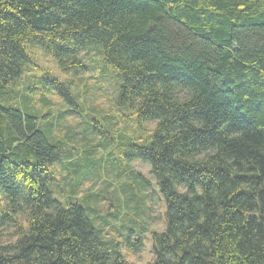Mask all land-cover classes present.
<instances>
[{
    "label": "trees",
    "instance_id": "obj_1",
    "mask_svg": "<svg viewBox=\"0 0 264 264\" xmlns=\"http://www.w3.org/2000/svg\"><path fill=\"white\" fill-rule=\"evenodd\" d=\"M30 47L64 73L99 70L113 87L124 116L108 125L131 121L118 130L132 137L87 126L83 141L116 137L129 163L149 166L95 196L98 207L159 190L166 224L147 264H264V0H0V264H133L101 210L79 197L68 172L79 154L53 120L40 126L11 103ZM90 52L99 58H82ZM44 75L52 81L37 90L84 112L73 82Z\"/></svg>",
    "mask_w": 264,
    "mask_h": 264
},
{
    "label": "rangeland",
    "instance_id": "obj_2",
    "mask_svg": "<svg viewBox=\"0 0 264 264\" xmlns=\"http://www.w3.org/2000/svg\"><path fill=\"white\" fill-rule=\"evenodd\" d=\"M29 52L32 61L30 70L22 76L16 88L12 89L14 96L11 97V103L19 104V108L23 112L37 117L40 126H46L50 120H53L55 136L67 141L68 148L75 149V153L79 154V160L73 165L74 168L68 171L72 174L75 172L78 178H76L77 183L82 184L79 197L89 196L91 198L95 208L101 210L104 215L103 218H106L104 224H109L116 229H123L125 231L122 239L118 237L113 227L104 231L109 237L115 239V243L120 246L119 248L124 257L133 264L135 262L137 264H147V260L152 256V234L163 232L166 224L165 208L159 190L156 187H152L153 193L147 201L143 199V195L137 194L134 200H129L127 196H121L119 201L116 198L112 202L103 201L99 203L98 207L95 202L96 193H99L101 196L104 195V189H106L105 183L111 184L108 187V192H110L113 188L119 187V182L125 181V177L121 176L122 174L126 172L129 174L134 171L149 175L150 170L149 166L140 160L135 159L129 163L124 158L128 154V151L123 155L122 150L115 141L118 135H120L121 139L128 140L132 137L131 133L133 132L130 130L119 131L121 128L130 127L131 121L125 122L124 126L119 124V120H117V125L114 124L113 129L108 125V121L113 117L124 116L123 112L114 105L113 87L110 83L104 85L102 77L98 79V75L101 76L99 70H85L83 71L85 74L82 75L64 73L59 69L58 63L42 50L37 47H30ZM93 56L94 53L90 52L87 56L82 55V58L85 57L86 60L99 58L98 56ZM86 62L88 63V61ZM47 70L55 79L61 82L74 83L73 92L78 96V102L83 101L84 112L79 113L77 111L76 114H68L67 111L72 109V105H69L57 95L47 97L49 95L47 92L37 90L39 89L38 80L52 81L49 78L50 76L45 77L44 75ZM37 75H43V77H37ZM45 98L51 100L52 103L50 105L47 102L44 104ZM44 117L45 119H43ZM81 119L84 122L83 129L75 131L78 134L75 137L73 135L74 130L77 129ZM87 126H95L97 129L101 128L105 134L112 131L113 136L117 135V138L115 137L114 140H111L110 144L101 137H95L94 143L92 141L84 142L83 138L87 140L90 138L88 137ZM41 128L43 129V127ZM70 128L73 131L67 136L66 132ZM140 136H142L141 133L138 134V137ZM99 145L100 147H98ZM85 150L88 151L86 154L84 153ZM148 177L150 178L151 176ZM121 194V192H118L117 195ZM129 204L133 207L129 208ZM138 210L143 212L139 217L136 215ZM100 215V213H97L98 218ZM91 218L93 217L91 216ZM95 225L100 230L98 219ZM128 239L131 240V243H135V240L143 241L140 253H134L128 249L126 245Z\"/></svg>",
    "mask_w": 264,
    "mask_h": 264
}]
</instances>
